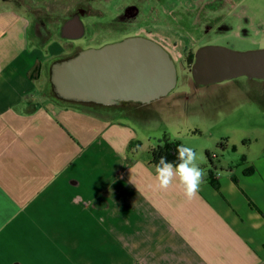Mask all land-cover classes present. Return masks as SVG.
Here are the masks:
<instances>
[{"label": "crops", "instance_id": "1", "mask_svg": "<svg viewBox=\"0 0 264 264\" xmlns=\"http://www.w3.org/2000/svg\"><path fill=\"white\" fill-rule=\"evenodd\" d=\"M196 1L208 0H146L140 11L147 24ZM218 1L241 3L236 17L258 15L252 0ZM28 17L0 11V264H264V138H241L234 163L204 169L196 198L178 180L160 190L149 163L157 144L142 150L124 120L144 103L92 101L93 111L44 98L37 76L65 46L34 45ZM250 80L236 83L241 107L229 113L264 114V79Z\"/></svg>", "mask_w": 264, "mask_h": 264}, {"label": "rangeland", "instance_id": "2", "mask_svg": "<svg viewBox=\"0 0 264 264\" xmlns=\"http://www.w3.org/2000/svg\"><path fill=\"white\" fill-rule=\"evenodd\" d=\"M126 1L0 0V11L14 9L31 20L34 18L35 35L30 33L37 47L45 49V45L52 42L65 46L63 54L46 60L41 78L37 76L43 97L63 106L93 111L98 108L91 101H71L57 95L50 80L53 63L65 60L80 50L97 48L126 37L138 36L155 41L169 53L175 64L176 85L167 95L133 112L132 118L124 119L141 140L142 150L156 145L162 135H166L194 148L203 170L212 166L210 162L215 166L231 165L240 157L241 153L232 150V147L239 148L241 138H264V114L258 112L254 105H245L243 110L240 108L236 113H229L231 104L236 105L230 99V93L236 91V83L254 80L238 77L232 80L233 84L197 85L191 75V66L196 50L206 45L238 52L264 49V0L249 3L258 13L253 19L236 17L241 3L230 6V3L208 0L179 2L176 13L169 6V15L147 19V24L145 11H140L145 7L146 0ZM124 5L126 7L123 8ZM214 5L221 7L220 10L215 12L212 8ZM153 7L155 9V5ZM77 9L84 10V15L79 16L84 33L78 39H65L60 35L61 24L76 14ZM139 105L132 103L130 106L134 109ZM115 118V121L123 120L121 117ZM206 152L216 157L209 161Z\"/></svg>", "mask_w": 264, "mask_h": 264}, {"label": "water", "instance_id": "3", "mask_svg": "<svg viewBox=\"0 0 264 264\" xmlns=\"http://www.w3.org/2000/svg\"><path fill=\"white\" fill-rule=\"evenodd\" d=\"M83 23L75 15L61 26L65 39H78ZM50 80L61 98L77 102L131 100L150 103L176 85V68L169 53L144 37H127L100 48H88L53 63ZM191 75L197 85L238 77L264 79V49L244 52L206 45L194 54Z\"/></svg>", "mask_w": 264, "mask_h": 264}, {"label": "clouds", "instance_id": "4", "mask_svg": "<svg viewBox=\"0 0 264 264\" xmlns=\"http://www.w3.org/2000/svg\"><path fill=\"white\" fill-rule=\"evenodd\" d=\"M175 137V133H173ZM176 162H168L162 157L159 163L154 165L157 187L167 191L173 186L174 180H178L183 189L184 196L188 200L196 198L204 182L205 172L199 166L198 154L192 147L179 144L176 147Z\"/></svg>", "mask_w": 264, "mask_h": 264}, {"label": "trees", "instance_id": "5", "mask_svg": "<svg viewBox=\"0 0 264 264\" xmlns=\"http://www.w3.org/2000/svg\"><path fill=\"white\" fill-rule=\"evenodd\" d=\"M179 144H181L179 141L170 139L166 135H162V137L158 140L157 145L149 151V163L151 165H156L162 157L166 158L168 162H176V147ZM206 156L209 161H211L210 154L208 152H206ZM213 185L214 187H217L216 184Z\"/></svg>", "mask_w": 264, "mask_h": 264}, {"label": "flooded vegetation", "instance_id": "6", "mask_svg": "<svg viewBox=\"0 0 264 264\" xmlns=\"http://www.w3.org/2000/svg\"><path fill=\"white\" fill-rule=\"evenodd\" d=\"M128 8H130V7H128ZM75 15H78V16H82V15H84V10L83 9H77V12H76V14H74L73 16H75ZM72 16V17H73ZM71 18V17H70ZM69 19V18H68ZM64 22H62V24H63ZM62 24H61V26H62ZM40 26V25H39ZM35 27H36V24H35ZM60 30H61V27H60ZM35 31V30H34ZM127 38V37H126ZM116 42H118V41H116ZM112 43H114V42H112ZM109 44V43H108ZM172 91V90H171ZM170 91V92H171ZM169 92V93H170ZM92 102V101H91ZM94 103L96 102V103H102V104H109V105H114L115 107H117L118 109H123L124 107L125 108H129L130 107V105L132 104V103H139V102H133V101H131V100H111V101H109V102H105V101H101V102H99V101H93Z\"/></svg>", "mask_w": 264, "mask_h": 264}, {"label": "built area", "instance_id": "7", "mask_svg": "<svg viewBox=\"0 0 264 264\" xmlns=\"http://www.w3.org/2000/svg\"><path fill=\"white\" fill-rule=\"evenodd\" d=\"M211 157L214 158V157H216V155L213 154V155H211Z\"/></svg>", "mask_w": 264, "mask_h": 264}]
</instances>
